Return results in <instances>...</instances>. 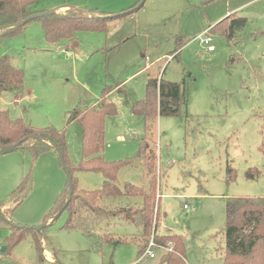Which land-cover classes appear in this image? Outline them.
Here are the masks:
<instances>
[{
  "label": "rangeland",
  "instance_id": "rangeland-1",
  "mask_svg": "<svg viewBox=\"0 0 264 264\" xmlns=\"http://www.w3.org/2000/svg\"><path fill=\"white\" fill-rule=\"evenodd\" d=\"M62 4L70 7L60 10L106 14V28L51 42L39 18L0 35V55L24 73L21 97L3 95L0 110L10 109L36 127L63 129L69 160L77 165L83 129L80 121H69L70 113L97 107L103 98L113 102L117 112L106 115L103 156L135 160L120 169L118 184L149 187L144 155L138 156L141 143L149 141L163 195L158 234L184 238L187 264H223L227 199L264 197V0H44L38 9ZM235 13L247 23L228 40L217 23ZM213 25L210 51L200 36ZM150 78L184 82L186 101L179 115L158 114L148 129L133 106L146 95ZM74 175L87 191L105 180L100 171ZM27 176L30 189L23 201L9 216L1 205L0 264H164L162 250L138 260L144 243L139 228L122 218L102 224L94 237L64 227L67 211L54 212L68 176L54 148L38 155L29 148L0 154V201L9 200ZM43 223L42 233L33 229L9 251L1 250L11 225Z\"/></svg>",
  "mask_w": 264,
  "mask_h": 264
},
{
  "label": "trees",
  "instance_id": "trees-1",
  "mask_svg": "<svg viewBox=\"0 0 264 264\" xmlns=\"http://www.w3.org/2000/svg\"><path fill=\"white\" fill-rule=\"evenodd\" d=\"M42 1L44 0H0V29L11 25L1 29L0 35L16 32L27 23L21 26L15 24L32 14L46 11L47 9L44 8L38 9V5ZM98 14L92 16L79 9L67 8L39 18L43 20L47 39L51 42H62L63 40H73L75 33L82 30L105 29L108 16L102 12ZM246 23V17L236 13L230 14L217 23L220 26L218 31L228 40H232L236 33L246 26ZM215 25L210 28V31ZM184 85V82L150 78L147 83L146 95L133 106V112L144 117L148 129L152 125L151 121L158 114L161 116L179 115L181 103L186 101ZM23 91V71L15 68L7 55H0V98L5 94L18 97ZM107 91L105 88V95ZM116 112V105L103 98L97 107L86 110L76 108L70 113L69 121H80L83 129V159L77 165L69 160L63 129L59 130L54 126H33L27 123L24 117H13L10 109L7 108L0 110V149L20 143V148H29L35 155H38L43 150L53 148L49 142L56 144L64 155L72 178L71 199L67 203L70 192L67 179L66 186L58 197L57 208L54 212L57 214L61 210L62 212L67 211L68 220L65 228L80 229L88 237H94L102 224L115 218H122L139 228V240L141 239L140 241L144 243L140 244L138 260L145 255L147 242L152 236L157 243L176 242L172 251L164 252L162 263L187 264L184 255V238L179 234H158L162 218L160 205L163 195L158 192V159L156 150L151 146V143L143 141L138 153V156L144 155L145 166L148 176H150L148 188L130 182H127L123 187L118 184L120 169L133 164L135 161L133 158L108 161L103 156L106 115ZM82 170L102 172L105 176L103 185L91 191L80 189L74 173ZM229 175L232 177L235 175L231 168ZM27 179L28 176L21 180L12 191L9 200L0 201V207L2 205L6 208L7 216L28 194L30 185ZM129 196L139 197L141 202L129 205L117 204V200ZM33 229L11 225V233L5 239L7 250L9 251L18 244ZM42 231L38 232L42 233ZM225 237L223 264H264V197H230L227 199ZM108 238L111 240L113 236H108ZM119 242L120 240H116V243ZM34 243L41 255V260H43L44 248L38 235H35Z\"/></svg>",
  "mask_w": 264,
  "mask_h": 264
},
{
  "label": "water",
  "instance_id": "water-1",
  "mask_svg": "<svg viewBox=\"0 0 264 264\" xmlns=\"http://www.w3.org/2000/svg\"><path fill=\"white\" fill-rule=\"evenodd\" d=\"M66 7H70L69 4H62V5H59V6L53 8V9H51V10H46V11H43V12H38V13L32 14V15L28 16L26 19H24L23 21H21V22L15 24V25H17V26L24 25V24L30 22V21L33 20V19H36V18H39V17H44L45 15L52 14V13H54V12L60 10V9L66 8ZM85 12L88 13V14H90V15H92V16L94 15L93 13H90V12H88V11H85ZM9 26H11V25H9ZM9 26H4L3 28H7V27H9ZM3 28H1V29H3ZM1 29H0V30H1ZM49 143H50V145H51V146H52V147L58 152V155H59V157H60V160H61L62 166H63V168H64V169L66 170V172H67L68 183H69V186H70L69 199H68V201H67V203H68L69 200L71 199V197H72V193H73V191H72V178H71V174H70L69 169H68V167H67V164H66V161H65V158H64L63 153L59 150V148H58V146H57L56 144H54V143H52V142H49ZM20 146H21L20 143H17V144L11 145V146H6V147L0 149V154H5V153H8V152L14 151V150L17 149V148H20ZM0 210H1V207H0ZM61 213H62V210L58 212V216H59ZM5 219L8 220L9 218H7V217L5 216ZM8 221H9V220H8ZM46 226H47V224H46V223H43V224H41V225H39V226H37V227H33V228H34L35 230L42 231ZM6 249H7V246H6V245H4V246L1 248L2 251H5Z\"/></svg>",
  "mask_w": 264,
  "mask_h": 264
},
{
  "label": "built area",
  "instance_id": "built-area-1",
  "mask_svg": "<svg viewBox=\"0 0 264 264\" xmlns=\"http://www.w3.org/2000/svg\"><path fill=\"white\" fill-rule=\"evenodd\" d=\"M200 37L202 38L203 42L208 45L209 50L215 49L214 45L211 44L212 37H211L209 31H206ZM173 249H174V245L172 244L171 241L166 243V244L165 243H157L156 240L154 239V237H152L149 240V243H148L147 248L145 250V255H148L151 258H154L157 256L156 252L159 250L167 252V251H172Z\"/></svg>",
  "mask_w": 264,
  "mask_h": 264
},
{
  "label": "crops",
  "instance_id": "crops-1",
  "mask_svg": "<svg viewBox=\"0 0 264 264\" xmlns=\"http://www.w3.org/2000/svg\"><path fill=\"white\" fill-rule=\"evenodd\" d=\"M236 14H237V13H236ZM229 15H230V14H229ZM213 26H214V25H213ZM211 27H212V26H211ZM211 27H210V28H211ZM210 28H209L208 30H205V31H209V32H210ZM205 31H204V32H205ZM210 51H213V50H210ZM20 97H21V96H19V97H17V98H20ZM19 105H20V104H19ZM3 208L6 209L5 207H3ZM1 209H2V208H1ZM165 234H172V233H163V232H162L161 235H165Z\"/></svg>",
  "mask_w": 264,
  "mask_h": 264
}]
</instances>
